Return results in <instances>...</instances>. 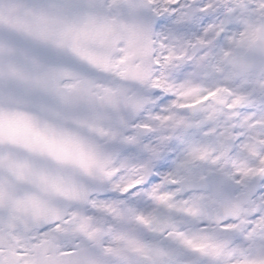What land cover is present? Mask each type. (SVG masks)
Returning <instances> with one entry per match:
<instances>
[{
  "label": "snow or ice",
  "instance_id": "obj_1",
  "mask_svg": "<svg viewBox=\"0 0 264 264\" xmlns=\"http://www.w3.org/2000/svg\"><path fill=\"white\" fill-rule=\"evenodd\" d=\"M0 264H264V0H0Z\"/></svg>",
  "mask_w": 264,
  "mask_h": 264
}]
</instances>
